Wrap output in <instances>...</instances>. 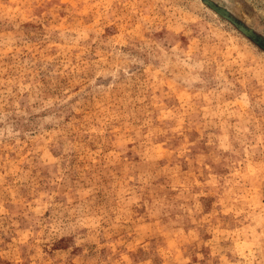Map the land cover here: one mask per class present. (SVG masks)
I'll return each instance as SVG.
<instances>
[{
	"label": "rangeland",
	"instance_id": "1",
	"mask_svg": "<svg viewBox=\"0 0 264 264\" xmlns=\"http://www.w3.org/2000/svg\"><path fill=\"white\" fill-rule=\"evenodd\" d=\"M0 264H264V0H0Z\"/></svg>",
	"mask_w": 264,
	"mask_h": 264
}]
</instances>
